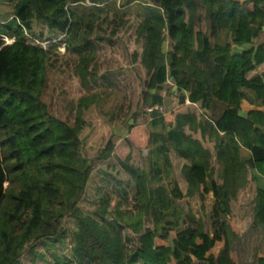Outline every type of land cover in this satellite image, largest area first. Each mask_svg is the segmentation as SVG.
Returning <instances> with one entry per match:
<instances>
[{"label":"trees","instance_id":"16d2710c","mask_svg":"<svg viewBox=\"0 0 264 264\" xmlns=\"http://www.w3.org/2000/svg\"><path fill=\"white\" fill-rule=\"evenodd\" d=\"M9 1L14 2L11 22L0 27V264H20L25 250L32 253L42 240H62L66 219L75 222L74 264H239L240 246L249 263L264 264L261 246L253 253L243 242L239 246L242 237L235 224L245 214L235 204L237 196L253 181L251 225L264 230V45L255 44L264 29V0H157L134 7L143 40L140 64L147 76L143 103L160 107L173 94L180 107L188 103L200 110L198 115L178 113L168 124L153 114L150 127L161 125L152 135L155 172L162 173L163 160L169 166L171 153L185 162L180 169L185 195L173 181L172 200L197 197L204 202L212 193L221 217L212 234L189 211L180 214L171 207L160 179L130 166L129 156L120 167L133 183L139 210L123 212L118 200L110 213L111 197L99 199L91 215L79 210L93 163L107 161L114 146L108 141L93 161L83 157V113L97 103L96 97L78 101L72 126L53 117L41 95L47 61L56 49L41 46V36L39 42L24 36L37 23L49 31H67L68 41L83 43L82 26L91 29L93 21L72 5L86 0ZM89 1L93 9L86 11L100 13L103 2ZM85 44L92 55L94 47ZM78 54L77 72L85 86L90 75L86 66L80 67L91 56ZM244 91L257 106L250 105ZM213 103L225 108L219 117L211 114ZM145 220L155 228L143 230ZM122 224L138 236L129 255L120 238Z\"/></svg>","mask_w":264,"mask_h":264},{"label":"rangeland","instance_id":"374dc122","mask_svg":"<svg viewBox=\"0 0 264 264\" xmlns=\"http://www.w3.org/2000/svg\"><path fill=\"white\" fill-rule=\"evenodd\" d=\"M101 1L103 4L99 6L100 13L86 11L93 9V4L89 0L84 4L72 5L79 13H85L87 21H93L91 29L82 26L83 43H80L81 40L68 41L67 31L64 33L49 31L44 24L37 23H32L31 32H26L24 37L28 42H39L37 37L41 36L40 43H46L45 46L50 44L56 49L54 55L47 61L45 84L41 95L42 102L53 117L72 126L78 101L81 98L96 97L97 103L83 113L84 126L79 134L83 157L93 161L108 141L114 146L112 156L107 161L93 163L94 169L78 204L79 210L91 215L96 210L99 199L111 197L113 204L110 213L118 200L123 203L121 211L136 213L139 208L135 207L133 183L122 171L120 163L129 156L130 166L145 173H152L150 170L152 162H148V157H154L156 151V146L152 144V135L155 131H161L159 124L154 128L149 126L150 120L155 117L153 114L157 115L156 118H163L168 124L174 121L178 113L191 111L198 115L200 110L195 105L185 104L180 107L177 96L173 94L165 96L160 107H150L143 103L147 76L140 64L143 40L138 36L140 20L135 16L134 7L141 1L156 5L157 0ZM127 1L134 2L126 7L124 4ZM13 4L14 2L9 0L0 1V27L2 24H10ZM198 15L197 17H200V12ZM201 27L205 30L203 23ZM2 39L10 43L6 36L2 35ZM86 42L94 47L92 55L89 54L90 48L86 46ZM75 46L78 47L77 50L72 51ZM78 52L82 56L87 54L91 56V61L80 67L86 66L91 76L86 78L85 86L77 72L80 61ZM153 108L157 110L150 114L148 109ZM204 147L212 151L210 144L204 143ZM169 157L170 176L165 178V172H162L161 175H157L155 181L158 182L160 179L161 185L169 192L171 207H175L180 214L182 211H189L195 220L203 225L204 230L212 234L221 219L213 195L209 194L204 202L197 197L172 200L170 192L173 181L183 196L187 186L180 176V169L185 162L177 159L173 153ZM212 166L216 167L213 159ZM116 192L119 196L115 194ZM253 198L254 182L250 181L246 188L240 191L235 201L238 209L245 213L242 219H236L235 224L244 231L246 239L243 236L242 242L249 253L256 251L259 245L264 251L263 230L254 229L251 225ZM121 227L120 238L124 254L129 255L137 245L138 236L123 224ZM142 228L153 230L155 226L145 220ZM63 230L64 238L59 242L42 240L32 246V253L29 249L25 250L20 264H56V260L74 264L70 249L73 245L75 222L66 219Z\"/></svg>","mask_w":264,"mask_h":264},{"label":"crops","instance_id":"0c3cea01","mask_svg":"<svg viewBox=\"0 0 264 264\" xmlns=\"http://www.w3.org/2000/svg\"><path fill=\"white\" fill-rule=\"evenodd\" d=\"M255 44H261V45H264V29H263V31H262V33H261V35H260V37H259V39L255 42ZM243 94L245 95V98H246V100L250 103V105H252V106H257V102L255 101V99H254V97H253V95L250 93V92H247V91H244L243 92ZM224 110H225V108L223 107V106H221L220 104H218V103H213L212 105H211V114L212 115H214V116H216V117H219L223 112H224ZM150 123H151V120H150ZM149 126H150V124H149ZM177 158V157H176ZM177 159H179V158H177ZM167 160H168V167L166 166V165H164V160H163V162H161V164H162V167H161V171L162 172H166V170H167V168H170L171 167V161H170V157H167ZM179 160H181V159H179ZM148 162H152V167H151V169L150 170H152V175L154 176V178H156L157 177V173L155 172V170H156V168H158V167H156L155 166V163H156V157H148ZM169 171V170H168ZM160 174V173H159ZM161 175V174H160ZM254 188H255V185H254ZM255 190V189H254ZM210 194H212V193H210ZM219 224V223H218ZM218 224H217V226H218ZM239 228V232H240V234H241V237L243 238V236H244V231H242V229L240 230V226L238 227ZM217 229V227L215 228V230ZM214 230V231H215ZM213 231V232H214ZM212 232V233H213ZM263 233H264V230H263ZM242 238L240 239V242H239V246H240V244H241V242H242ZM259 246H261V245H259ZM259 246H257L256 247V250H257V248L259 247ZM237 249V248H236ZM238 250V249H237ZM261 253L264 255V251L262 250V246H261ZM239 251V250H238ZM240 251H241V253L239 254V256H238V258H239V264H251V263H249V256L247 257V256H245L243 253V247L242 246H240ZM251 255V257H252V260L254 259V255L253 254H250Z\"/></svg>","mask_w":264,"mask_h":264},{"label":"built area","instance_id":"2783aa9c","mask_svg":"<svg viewBox=\"0 0 264 264\" xmlns=\"http://www.w3.org/2000/svg\"><path fill=\"white\" fill-rule=\"evenodd\" d=\"M6 43L8 44V41H6ZM10 43H11V40H10ZM45 44H46V43H42V44H41V46H43V47H44V46H45ZM187 104H188V103H187ZM153 110H154V111H156L157 109H154V108H153V109H148V112L152 113V112H153Z\"/></svg>","mask_w":264,"mask_h":264}]
</instances>
